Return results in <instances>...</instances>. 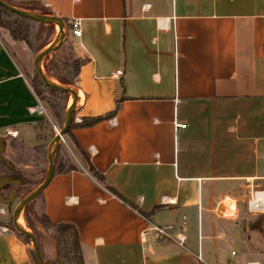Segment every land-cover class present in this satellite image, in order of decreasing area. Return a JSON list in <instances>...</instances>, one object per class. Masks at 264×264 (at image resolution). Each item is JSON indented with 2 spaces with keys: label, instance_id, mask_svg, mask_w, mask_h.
I'll return each mask as SVG.
<instances>
[{
  "label": "crops",
  "instance_id": "1",
  "mask_svg": "<svg viewBox=\"0 0 264 264\" xmlns=\"http://www.w3.org/2000/svg\"><path fill=\"white\" fill-rule=\"evenodd\" d=\"M41 3L78 23L70 39L89 60L73 90L75 122L118 105L72 131L104 183L69 144L77 170L43 190L47 218L74 229L82 264H230L233 242L243 264L255 261L243 249L255 214L240 208L264 192V0ZM38 106L46 116L31 112ZM45 118L0 38V137ZM173 122L186 128L175 133ZM0 264H33L4 227Z\"/></svg>",
  "mask_w": 264,
  "mask_h": 264
},
{
  "label": "trees",
  "instance_id": "2",
  "mask_svg": "<svg viewBox=\"0 0 264 264\" xmlns=\"http://www.w3.org/2000/svg\"><path fill=\"white\" fill-rule=\"evenodd\" d=\"M1 1L23 12L53 17L49 10L41 3V0ZM63 23L66 28V33L62 44L56 51L50 53L42 60L41 68L43 74L49 81L57 86L74 90L76 88L80 68L89 60L77 54L73 47V41L70 39V25L66 20H63ZM0 28L7 32L11 41L22 43L33 56L51 44L57 35L56 27L53 24H42L24 19L8 12L2 7H0ZM34 74L36 80L35 90L46 103L48 111L54 118L56 128H60L61 130L67 112V104L71 96L67 92L46 87L41 82L38 75L35 72ZM43 94L47 95L46 99L42 98ZM117 110L118 105L112 112L102 116L83 117L78 123L75 122V111H73L69 128L64 135L67 137L69 144L72 145L75 152L82 158L87 173L98 183L102 184L104 183L102 175L93 167L77 142H75L72 131L74 129L90 128L97 123L109 120L114 117ZM31 129L32 133L28 137L21 138L17 136L12 138L10 136H5L2 142L4 149L6 151L9 150L11 161L2 160L0 156V178L8 176L22 181V185L19 187L16 194L21 195L18 197L20 201L43 182L48 165V146L51 144L50 141H53L55 137V131L52 125L48 120L46 121V119L38 121ZM76 170L77 167L72 162L68 151L64 150L60 143L54 159L53 177L56 175H65ZM11 190L12 188H8L6 191L9 193ZM37 203L40 204V213L37 214L38 216H36L35 219L44 230L51 231V241L55 249L54 258L44 261V264H75V258L79 256V250L74 237V229L64 224H53L49 221L45 214L43 192L26 205L23 212L26 211L30 205ZM6 207H8L9 210L11 205ZM255 223L256 222L247 223L248 228L251 229V225ZM0 227L3 226L0 224ZM254 228L255 227H253L252 231H258ZM27 229L36 236L33 226L28 222ZM7 231L27 246L30 244L27 238L15 232L13 225L10 226L9 224L7 226ZM28 254L31 262L36 264L33 252L28 249Z\"/></svg>",
  "mask_w": 264,
  "mask_h": 264
},
{
  "label": "rangeland",
  "instance_id": "3",
  "mask_svg": "<svg viewBox=\"0 0 264 264\" xmlns=\"http://www.w3.org/2000/svg\"><path fill=\"white\" fill-rule=\"evenodd\" d=\"M56 33H58V28L56 27ZM0 38L2 40V42L4 43L5 48L7 49V51L10 53L11 57L13 58V60L15 61L17 67L19 68L22 76L24 77V79L26 80V82L28 83L30 89L32 90V92L34 93L37 101L47 109V105L46 103L41 99V97L37 94L36 90H35V85H36V80H35V74H34V69H33V60L34 57L30 51H28V49L22 44V43H15L13 41L10 40L7 32L4 29L0 28ZM54 40V39H53ZM53 44V41L51 44H49L47 47L51 46ZM40 70H42L41 66H40ZM75 91V89H74ZM43 99L47 98L46 94L42 95ZM72 98H69L68 104H67V110L72 106ZM47 113L49 115V120L46 119V121L48 120V122H52L54 124V118L52 117V115L50 114V112L47 109ZM60 131V128L55 131V136L57 134V132ZM32 133V129H22V130H16L14 131V135L10 136L12 138H15L17 136H20L21 138H25L28 137L29 135H31ZM52 142V140L50 141ZM62 148H64V150H67V146L69 145V141L67 139L66 136L63 137L62 142H61ZM53 147L50 149L49 154L52 153ZM9 150L6 151L4 149L3 152L0 153L1 159L2 160H6L8 162H10L11 157L9 155ZM48 159V158H47ZM8 191L4 190L2 192V195H7ZM21 195H16L15 200L13 201V203L11 204V207L8 210V207L4 206V205H0V224L7 229V226L10 224V226H12V213L15 209V207L19 204L20 199L18 197H20ZM262 196V195H261ZM259 196L256 200V203L259 202H263L264 198ZM229 201L226 202V204H228ZM229 205V204H228ZM223 206V205H222ZM230 207H232V205H230ZM1 210L3 211V213H1ZM8 211V212H7ZM40 213V204H32L30 205L26 211H22L18 217V225L30 232L27 229V222L30 223L36 233L37 237V243H38V247H39V251L42 254V258L43 261H47V260H52L55 256V249H54V245L51 241V231L50 230H44L36 221L35 217L38 216L37 214ZM245 214H247V208L246 205L242 206V208H240V216L241 218H244L243 215L245 216ZM251 215V214H250ZM251 218V217H249ZM255 219H253V221H250L251 219H249L248 221L244 220V224L246 225L247 223H252V222H256L254 225H251V229L246 228L245 230V235L247 236V239H245L244 241V246L243 249L244 251L249 254L250 256H252V259H254L256 262H258L259 264H264V212L260 213V214H255V217H253ZM20 221V223H19ZM253 227H255L258 231H252ZM254 228V229H255ZM31 233V232H30ZM232 248L233 251H236L238 253V256L236 257L235 261L237 264H243L244 263V259L242 258L240 252L242 249V246L239 242H233V243H229V245L226 248V251L229 253V249ZM28 249L30 251H32V246L31 244L28 245Z\"/></svg>",
  "mask_w": 264,
  "mask_h": 264
},
{
  "label": "water",
  "instance_id": "4",
  "mask_svg": "<svg viewBox=\"0 0 264 264\" xmlns=\"http://www.w3.org/2000/svg\"><path fill=\"white\" fill-rule=\"evenodd\" d=\"M0 7L4 8L8 12L15 14L17 16H20L24 19L34 21L37 23H42V24H53L55 27L58 28V33L54 38L53 44L49 47H46L45 49H43L42 51H40L39 53H37L35 55L34 60H33V69H34V72L40 78L41 82L46 87L53 89V90H59L62 92H67L70 94L71 98L73 99L72 106L66 112L64 124H63L61 130L59 132H57L56 136L54 137L53 141L51 142V144L48 147V165H47V170H46V174H45V178H44L43 182L39 186H37L34 190H32L30 193H28L19 202V204L15 207V209L12 213V225H13L15 232L18 233L19 235L27 238L30 241V244L32 246V252H33L36 264H44L43 258L41 256L40 251H39V247L37 244L36 237L32 233L22 229L18 225V217H19L20 213L23 211L24 207L26 205H28L30 202H32L36 197H38L43 192V190L47 187L49 182L51 181V179L53 177L54 159H55L56 152L58 150L59 144L62 142L63 136L65 135V133L67 132V130L69 128L71 116H72V113H73V111L76 107V104H77V97H76V94L73 90H69L67 88H63V87L55 85L54 83L49 81L45 77V75L43 74L42 70H40L42 60L46 56H48L50 53L56 51L60 47V45L62 44V41H63L65 33H66V28L64 26L63 21L57 17H45V16H39V15L23 12V11L15 9L11 6H8L7 4L3 3L1 0H0ZM2 142H3V138L0 137V153L4 151V147L2 145ZM52 147H53L52 153L49 154L50 149ZM21 185H22V181L17 179V178H12V177H8V176L1 177L0 178V204L5 205V206L11 205L13 203V201L15 200L17 191ZM8 188H12V190L7 195L3 196L1 193L4 190H7ZM74 237H75V241H76V236L74 235ZM75 264H82L80 257L77 256L75 258Z\"/></svg>",
  "mask_w": 264,
  "mask_h": 264
},
{
  "label": "built area",
  "instance_id": "5",
  "mask_svg": "<svg viewBox=\"0 0 264 264\" xmlns=\"http://www.w3.org/2000/svg\"><path fill=\"white\" fill-rule=\"evenodd\" d=\"M70 29H71L72 36L79 37L80 32L78 30V23L76 21H72L70 23ZM120 75H121V71H117L116 72V76H120ZM31 112L32 113H37L38 115H41V116H46L45 110L41 106H38L36 109H32ZM172 125H173V131L175 133L186 128L185 124H178L177 122H173ZM11 135L13 136L14 133H12ZM261 194H264V192H253V194H251L249 196V198L247 199L246 208H247L249 213H251V214H260V213L264 212V206H263V209H262L261 206H259L257 203H255V201L257 200V196L261 195ZM228 204H229L228 206L232 205V207H233L232 211L234 212L235 211V206L233 205V202L229 201ZM1 213H3L2 210H1ZM153 229L158 234H160L161 236L168 237V235L165 232H163L162 230H160L159 228L154 227ZM178 241L180 243L182 242V240L179 239V238H178ZM231 256H235V253L231 252ZM230 264H237V263L235 261H233ZM245 264H259V263L256 262V261H253V262H247Z\"/></svg>",
  "mask_w": 264,
  "mask_h": 264
},
{
  "label": "bare ground",
  "instance_id": "6",
  "mask_svg": "<svg viewBox=\"0 0 264 264\" xmlns=\"http://www.w3.org/2000/svg\"><path fill=\"white\" fill-rule=\"evenodd\" d=\"M70 104V103H69ZM68 104V105H69ZM262 195V196H261ZM261 195H258L257 196V198L259 197V196H261V197H263L264 198V194H261ZM255 203H256V201H255ZM259 206H261L262 207V209H263V206H264V201L263 202H259V203H257ZM19 223H20V221H19Z\"/></svg>",
  "mask_w": 264,
  "mask_h": 264
}]
</instances>
